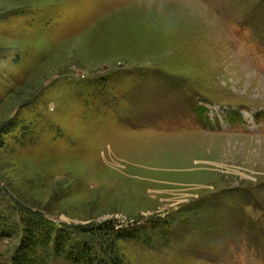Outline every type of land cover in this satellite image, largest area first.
I'll return each instance as SVG.
<instances>
[{
    "label": "rangeland",
    "instance_id": "1",
    "mask_svg": "<svg viewBox=\"0 0 264 264\" xmlns=\"http://www.w3.org/2000/svg\"><path fill=\"white\" fill-rule=\"evenodd\" d=\"M0 219V264L29 220L134 230L117 264H264V0H0Z\"/></svg>",
    "mask_w": 264,
    "mask_h": 264
},
{
    "label": "trees",
    "instance_id": "2",
    "mask_svg": "<svg viewBox=\"0 0 264 264\" xmlns=\"http://www.w3.org/2000/svg\"><path fill=\"white\" fill-rule=\"evenodd\" d=\"M24 225V245L28 248V251L23 256V264H46L53 256L62 257L69 264H117L115 260L119 256L117 242L126 239L130 240L132 237L126 238V236L129 237L130 234L127 235L129 232L137 234L134 230L116 231L111 223H105L97 227L96 230L88 232L95 236L92 241L93 243L96 240L105 239L104 242L102 240L98 242L100 249L95 250L88 246L73 243V240H71V237L68 236V233L64 229H54L51 227V224L44 225L40 221L29 220L28 223L24 221ZM1 227L2 223L0 224V237L5 235V231ZM42 249L47 254L44 262V255L41 254ZM52 254L53 256L51 257ZM107 257L111 263L107 261ZM20 262L22 261L18 260V264H22Z\"/></svg>",
    "mask_w": 264,
    "mask_h": 264
},
{
    "label": "bare ground",
    "instance_id": "3",
    "mask_svg": "<svg viewBox=\"0 0 264 264\" xmlns=\"http://www.w3.org/2000/svg\"><path fill=\"white\" fill-rule=\"evenodd\" d=\"M258 84H259L258 86L262 87V84H261V83L258 82ZM260 84H261V85H260Z\"/></svg>",
    "mask_w": 264,
    "mask_h": 264
}]
</instances>
